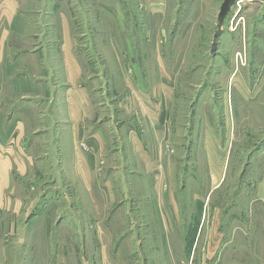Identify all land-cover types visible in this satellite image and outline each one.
<instances>
[{
  "label": "crops",
  "instance_id": "1",
  "mask_svg": "<svg viewBox=\"0 0 264 264\" xmlns=\"http://www.w3.org/2000/svg\"><path fill=\"white\" fill-rule=\"evenodd\" d=\"M76 3L0 0V193L21 192L23 205L28 192H42L47 204L26 210L25 225L52 213L69 228L77 215L84 244L93 221L102 234L120 229L123 253L152 200L161 226L173 228L174 164L164 145L186 117L179 75L188 60L181 41L163 43L158 30H123L119 5L120 30L78 35ZM99 14L114 17L108 6Z\"/></svg>",
  "mask_w": 264,
  "mask_h": 264
},
{
  "label": "rangeland",
  "instance_id": "2",
  "mask_svg": "<svg viewBox=\"0 0 264 264\" xmlns=\"http://www.w3.org/2000/svg\"><path fill=\"white\" fill-rule=\"evenodd\" d=\"M223 1L77 0L78 35L120 30L119 5L123 30H158L163 43H182L188 67L179 75V92L188 107L164 145L174 164L173 228L166 221L161 226L152 200L135 216L144 229H129L135 242L121 253L120 229L102 234L93 221L84 244L77 215L66 223L70 229L56 227L52 213L26 226V210L30 215L47 201L42 192H28L23 205L21 192H2L0 264H264V0H238L214 48ZM106 6L112 19L98 15ZM13 218L18 227L12 229Z\"/></svg>",
  "mask_w": 264,
  "mask_h": 264
},
{
  "label": "water",
  "instance_id": "3",
  "mask_svg": "<svg viewBox=\"0 0 264 264\" xmlns=\"http://www.w3.org/2000/svg\"><path fill=\"white\" fill-rule=\"evenodd\" d=\"M238 0H224L221 8H220V12L218 15V29L216 31V34L214 36V42H213V47H216V44L218 42V38L221 35L222 31H223V23L224 20L226 18V16L228 15L230 9L232 8V6H234L236 4Z\"/></svg>",
  "mask_w": 264,
  "mask_h": 264
},
{
  "label": "bare ground",
  "instance_id": "4",
  "mask_svg": "<svg viewBox=\"0 0 264 264\" xmlns=\"http://www.w3.org/2000/svg\"><path fill=\"white\" fill-rule=\"evenodd\" d=\"M241 2H244V1H243V0H241V1H240V3H241Z\"/></svg>",
  "mask_w": 264,
  "mask_h": 264
},
{
  "label": "built area",
  "instance_id": "5",
  "mask_svg": "<svg viewBox=\"0 0 264 264\" xmlns=\"http://www.w3.org/2000/svg\"><path fill=\"white\" fill-rule=\"evenodd\" d=\"M239 3H240V1H239Z\"/></svg>",
  "mask_w": 264,
  "mask_h": 264
}]
</instances>
